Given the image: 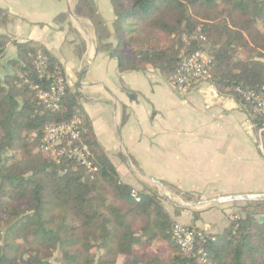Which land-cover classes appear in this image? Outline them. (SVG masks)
Segmentation results:
<instances>
[{"label":"trees","instance_id":"obj_1","mask_svg":"<svg viewBox=\"0 0 264 264\" xmlns=\"http://www.w3.org/2000/svg\"><path fill=\"white\" fill-rule=\"evenodd\" d=\"M114 45L99 50L116 60L121 73L157 70L167 81L178 65L183 36L198 29L205 41L189 51L205 50L213 66L211 82L250 116L236 87H264V0H109ZM74 14L100 27L92 0H74ZM6 15L0 10V24ZM97 29V28H96ZM13 43L17 60L11 75L0 78V264H264V215L257 202L248 213L228 221L219 234L204 233L192 250L182 252L172 237L175 223L157 192L120 181L112 164L98 154L77 95L67 88L61 112L51 113L31 85L46 86L33 60L45 57V71L59 67L45 50L16 44L0 35V59ZM60 68V67H59ZM78 116L80 139L90 145L97 172L79 163L43 154L44 127ZM264 122L254 116L256 127ZM97 153V154H96ZM200 231V230H198ZM202 232V231H200Z\"/></svg>","mask_w":264,"mask_h":264},{"label":"crops","instance_id":"obj_2","mask_svg":"<svg viewBox=\"0 0 264 264\" xmlns=\"http://www.w3.org/2000/svg\"><path fill=\"white\" fill-rule=\"evenodd\" d=\"M94 6L100 34L88 18L74 14V0H0L6 15L0 35L40 47L56 60L99 154L122 183L136 190L147 176L178 196L208 204L191 211L190 222L173 221L221 233L248 204L218 200L264 195V159L251 140L244 106L220 94L207 106L200 90L178 93L153 68L119 72L116 60L99 50V42L114 45L109 0H94ZM4 53L0 78L12 74L8 62L17 60L13 43Z\"/></svg>","mask_w":264,"mask_h":264},{"label":"built area","instance_id":"obj_3","mask_svg":"<svg viewBox=\"0 0 264 264\" xmlns=\"http://www.w3.org/2000/svg\"><path fill=\"white\" fill-rule=\"evenodd\" d=\"M184 48L178 55V65L168 82L178 93H187L200 90L205 98L207 106L218 98V93L211 82V69L213 66L210 56L205 50L189 51L195 41L204 42L205 38L199 33V29L190 37L183 36ZM45 57L38 55L33 64L37 73L43 78L46 86L31 85L35 97L42 106L51 113L61 112L62 100L67 90V82L59 67H54V72L45 71ZM238 97L246 106L250 107L253 116L264 120V87L257 90L234 89ZM256 129L258 146L264 156V122ZM82 120L73 116L68 121L47 124L44 127L43 138L39 150L57 160L64 159L79 163L93 176L97 172L90 145L81 141ZM133 198L137 197L136 190L131 191ZM236 219V217H233ZM172 237L182 252L192 250L195 240L203 241L204 233L192 226L179 223L172 225Z\"/></svg>","mask_w":264,"mask_h":264},{"label":"rangeland","instance_id":"obj_4","mask_svg":"<svg viewBox=\"0 0 264 264\" xmlns=\"http://www.w3.org/2000/svg\"><path fill=\"white\" fill-rule=\"evenodd\" d=\"M92 2H93V6H94V0H92ZM94 8H95V6H94ZM95 10H96V8H95ZM60 18H61L60 16H59V18H57L59 23H61V19ZM96 28L99 29V34H100L101 29L98 26ZM74 46H75V49L77 51H79L81 49V43H79V42H76L74 44ZM77 111H78L79 115H81L83 117V115L81 114L80 110H78V107H77ZM250 119H254V116H250ZM251 140H253L256 150L259 152L260 156L264 159V156L261 153V151L259 149V146H258L256 129L252 130ZM98 154H99V151H98ZM141 178H142L141 179V181H142L141 184H144V185L150 187L151 189H153L157 193L159 192V187L156 186L155 183H153L152 181H150V180H148L146 178H143V177H141ZM141 184L137 187L138 188V189H136L137 191L141 189ZM162 187H163V192H164L165 196L167 198H169L171 201H173L176 205L181 206V207L187 206V207H191L192 208V210H181L180 208L171 206L170 204L166 203L165 201H162L163 202L162 205L164 206L165 210L166 211H170L172 213V216H171L172 220H175L177 222H183V221H187V222L189 221L190 222L191 219H194L192 213H190L191 211L206 209V208L209 207L208 204L199 205V201H197L195 199H187L185 196H178L177 194H174V193L170 192L169 190H167L165 188V186H162ZM257 202L264 203V200H258V201H245V200H242V201H237V203H235V204H238V205H241V206L242 205L245 206V204H248V205L252 204L251 206H254ZM226 204H228V203H226ZM239 211L240 212L237 213L239 217H243V216H245L248 213V211L242 210V209L239 210ZM255 211L257 213L256 216L264 215V207L263 208L262 207L257 208ZM224 222L226 224L227 220H224ZM224 222L222 223V225L224 224ZM221 231L222 230H220V232Z\"/></svg>","mask_w":264,"mask_h":264},{"label":"water","instance_id":"obj_5","mask_svg":"<svg viewBox=\"0 0 264 264\" xmlns=\"http://www.w3.org/2000/svg\"><path fill=\"white\" fill-rule=\"evenodd\" d=\"M70 14H71V16L73 17V18H76V16L72 13V12H70ZM86 66L82 69V71H81V75L85 72V70H86ZM140 175H142V176H144L143 174H141V173H139ZM144 178H146V179H148V180H150V181H152L153 183H155L156 184V186H158L159 187V192H158V195L160 196V198L163 200V201H165L166 203H168V204H170L171 206H174V207H177V208H180V209H185V210H192V208L191 207H187V206H184V207H181V206H178V205H176L173 201H171L169 198H167L166 196H165V194H164V192H163V185L161 184V183H159V182H157L156 180H153L152 178H150V177H147V176H144ZM236 200H245V201H258V200H264V195H250V196H240V197H233V198H228V199H226V200H218V202L220 203V202H225V201H236ZM217 203V202H216ZM258 220L259 221H261L262 220V217L261 216H259L258 217Z\"/></svg>","mask_w":264,"mask_h":264}]
</instances>
